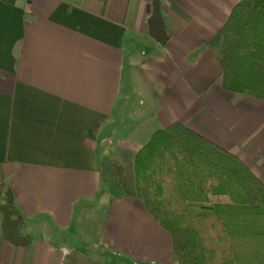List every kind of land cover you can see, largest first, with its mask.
I'll return each mask as SVG.
<instances>
[{
	"label": "crops",
	"instance_id": "obj_1",
	"mask_svg": "<svg viewBox=\"0 0 264 264\" xmlns=\"http://www.w3.org/2000/svg\"><path fill=\"white\" fill-rule=\"evenodd\" d=\"M239 1L161 0L160 44L148 32L153 0H0V185L33 238L17 247L0 235V264H176L172 235L119 192L90 235L94 251L55 239L82 203L100 202L103 159L133 160L175 121L264 181V101L224 89L210 49ZM135 70L152 94L144 140L118 134Z\"/></svg>",
	"mask_w": 264,
	"mask_h": 264
},
{
	"label": "trees",
	"instance_id": "obj_2",
	"mask_svg": "<svg viewBox=\"0 0 264 264\" xmlns=\"http://www.w3.org/2000/svg\"><path fill=\"white\" fill-rule=\"evenodd\" d=\"M210 49L224 89L264 101V0H240ZM100 167L172 235L176 264H264V181L235 153L175 121L133 160ZM0 198V235L30 245L12 188L0 185Z\"/></svg>",
	"mask_w": 264,
	"mask_h": 264
},
{
	"label": "rangeland",
	"instance_id": "obj_3",
	"mask_svg": "<svg viewBox=\"0 0 264 264\" xmlns=\"http://www.w3.org/2000/svg\"><path fill=\"white\" fill-rule=\"evenodd\" d=\"M146 55L138 54V59H144L150 54L154 53L153 50L146 48ZM137 70V69H136ZM133 76L134 82L130 85L128 78H125V91L130 93L131 102L129 106V111L126 113V123L120 128L118 134L121 137H138L141 140H144V137H139L137 133H145L149 130H146V117L150 113V110H146L151 106L152 94L147 85L141 79L139 72L137 71ZM129 70H127L128 72ZM131 79V78H130ZM152 130V129H151ZM145 131V132H144ZM114 157H108L110 159ZM104 190L102 191L101 198L98 199L99 203H82L79 208L84 207V212H78L75 214L72 226L70 227L67 233H62L55 236V239H61L67 243L74 244L80 248L88 249L94 251L91 247L90 238L92 236V231H97L101 226L102 220L105 215L108 201L110 198L118 192L116 190V185L110 176L104 178ZM89 240H85L84 238ZM69 238L72 240L70 241Z\"/></svg>",
	"mask_w": 264,
	"mask_h": 264
},
{
	"label": "water",
	"instance_id": "obj_4",
	"mask_svg": "<svg viewBox=\"0 0 264 264\" xmlns=\"http://www.w3.org/2000/svg\"><path fill=\"white\" fill-rule=\"evenodd\" d=\"M153 11L148 18L149 35L158 43L165 44L168 40V32L161 11V0H153Z\"/></svg>",
	"mask_w": 264,
	"mask_h": 264
}]
</instances>
